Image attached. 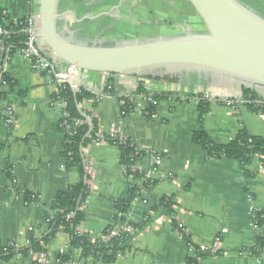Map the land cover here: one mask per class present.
I'll list each match as a JSON object with an SVG mask.
<instances>
[{
    "label": "crops",
    "instance_id": "0c3cea01",
    "mask_svg": "<svg viewBox=\"0 0 264 264\" xmlns=\"http://www.w3.org/2000/svg\"><path fill=\"white\" fill-rule=\"evenodd\" d=\"M237 1L255 13L251 0ZM38 10V0H0V11L6 12L14 24ZM58 13L59 30L81 42L92 41L93 36L103 33L126 42L205 32L202 21L185 0H60ZM258 16L264 19L263 0H258ZM184 23L186 31L180 28L178 34L173 32ZM163 26L173 33L155 31ZM3 70L16 87L2 103L9 111V118L6 114L4 118L10 119L13 126L10 128L0 118V171L10 167L15 183L0 174V243L13 242L25 248L28 233L40 238L47 232L48 219L56 214L52 210L56 196L79 184L80 175L63 165L60 108L50 103L56 90L49 78L34 71L18 52H6ZM137 83L136 77L85 72L80 87L96 98L84 100L79 108L97 121L99 135L132 141L138 151L146 154L136 169L155 182L140 188L122 229L155 217L152 211L160 200L173 198L169 215L157 217L138 233L114 264H185L186 259L196 258L194 248L210 253L198 260L200 264H264L262 257L249 253L258 235L252 214L264 210L260 158L254 157L248 167L249 176H245L237 161L209 159L193 142L199 130L217 145L228 144L241 131L264 142V116L246 109V88L216 86L211 79L196 76L146 80L143 87L150 95L171 94L157 103L155 118L150 119L145 115L144 99L131 96ZM108 85L117 97H129L133 104L130 114L123 115L116 97H105ZM253 92L264 99V89ZM197 95L209 98L202 123ZM82 155L89 194L81 206L85 218L77 233L96 239L113 224L117 215L114 202L124 200L130 186L140 187V182L124 175L119 151L111 144L92 141L82 149ZM26 197L37 200L27 202ZM217 239L216 252L211 253ZM69 242V236L59 232L44 246L43 253L16 255L0 264H101L92 258L84 260L79 250L69 249ZM68 252L69 260L60 263L59 256Z\"/></svg>",
    "mask_w": 264,
    "mask_h": 264
},
{
    "label": "trees",
    "instance_id": "16d2710c",
    "mask_svg": "<svg viewBox=\"0 0 264 264\" xmlns=\"http://www.w3.org/2000/svg\"><path fill=\"white\" fill-rule=\"evenodd\" d=\"M0 24L7 33L5 36L0 37V75L1 81L6 85L5 88L0 89V118L6 120L4 115L9 113V111L2 107V103L7 95L14 91L16 84L6 73L2 72L4 58L7 50H9V54H14L22 49V42L26 35L23 28L16 26L7 16H0ZM176 79L178 78H138L136 90L131 96L133 98L139 96L144 99L146 104L145 115L147 113L149 116L155 115L157 103L168 99L171 94L159 93L150 95L144 89L143 82L146 80L173 81ZM104 95L116 97V102L120 105V110L123 112L124 116L133 111V104L130 102L129 97H117L112 86L108 85ZM243 96L245 107L248 111L264 116V108L255 104V102L262 101L260 97L249 89H243ZM196 97L200 101L198 112L199 122L202 123L204 115L208 112V104L203 100L202 95H197ZM54 98L66 104L65 112L68 114V118L63 123V126L58 128L59 133L63 137V151L61 154L63 165L66 170L76 169L78 171L80 183L69 187L56 196L52 204V210H54L56 214L48 219V230L43 236L36 238L34 233H28V244L25 248H20L13 242L5 245L0 243V261L6 262L16 255H27L28 253L41 254L44 251V246L47 245L57 233L61 232L68 235L70 238L69 249L79 250L84 260L92 258L96 262H101V264H114L117 257L124 254L130 248L133 238L138 233H141L157 217L165 214L169 215V210L174 205L173 198L163 197L158 206L152 211L156 213L155 217L144 218L140 225H130L131 232L124 233L122 226L126 223V217L132 203L140 196V188H148L155 184V182L146 179L145 176L135 168L136 165L144 159L146 154L142 151H138L134 143L129 139L119 136L103 137L99 135L97 121L91 117L90 113L84 112L79 108L84 100L93 99L96 101V98L83 88H80L79 93L74 94L71 87L66 86L63 90H60L54 95ZM149 116L147 117L150 118ZM6 121H10L8 125L12 128V121L10 119ZM76 123H81V125L75 126ZM92 141H104L116 147L119 151V162L124 175L130 177L134 181L140 182V187H138L137 184L130 186L128 195L124 200L114 202L117 215L113 219V224L102 232L100 238L96 239L89 235H79L77 233V227L85 218L81 211V206L89 194L86 184L87 174L82 149ZM193 142L204 149L209 159L219 160L226 158L237 161L244 171L245 176H249L248 167L254 157L261 158L260 161L264 168V142L257 137L249 135L245 131H241L234 140L228 144L217 145L213 143L203 131L199 130L193 135ZM0 174L4 176V178L11 180L12 184L15 183L10 175V167L2 169ZM36 200V198L32 199L31 197H26L27 202ZM251 221L260 232L256 236L255 244L253 248L249 250V253L252 256L262 257L264 259V210L254 211ZM118 227L120 229L117 231L116 228ZM194 250L196 258L186 259L185 264H200L198 260L210 256L208 252H202L197 248H194ZM70 254L71 253L68 252L65 256L60 255L58 261L60 263L68 261Z\"/></svg>",
    "mask_w": 264,
    "mask_h": 264
},
{
    "label": "water",
    "instance_id": "95a60500",
    "mask_svg": "<svg viewBox=\"0 0 264 264\" xmlns=\"http://www.w3.org/2000/svg\"><path fill=\"white\" fill-rule=\"evenodd\" d=\"M185 1L202 21L203 34L126 42L76 41L58 28L60 0H38L35 33L59 63L77 69L71 82L74 94L79 93L85 72L153 79L196 76L221 87L264 89V19L237 0Z\"/></svg>",
    "mask_w": 264,
    "mask_h": 264
},
{
    "label": "built area",
    "instance_id": "2783aa9c",
    "mask_svg": "<svg viewBox=\"0 0 264 264\" xmlns=\"http://www.w3.org/2000/svg\"><path fill=\"white\" fill-rule=\"evenodd\" d=\"M0 16H6V12L0 11ZM15 25L18 27L23 28L24 33L26 35L24 41L22 42V49L18 52L21 56L30 63L32 69L36 72H43L49 78L50 84L55 88L56 95L60 90H63L66 86L71 87V82L74 78L77 77L78 71L73 66H68L62 63H59L49 49L44 45L42 40H40L35 30L39 26V12L36 14H31L27 18L23 20H19L15 22ZM7 33L3 30L0 24V37L5 36ZM9 53V50L6 51ZM4 73V70H2ZM5 83L1 81L0 75V89L5 88ZM106 98L112 99L110 95H105ZM197 100H199L197 98ZM204 101H209L207 96H203ZM262 101L255 102L258 106L264 108V99ZM51 104H56L60 108V121H59V128L63 126V123L68 118V114L65 112L66 104L64 102L58 101L54 98L50 101ZM227 104V103H226ZM146 116H149L147 113ZM151 119L155 118V115L149 116ZM10 121L7 123L9 124ZM81 123H76L75 126H79ZM260 158V157H258ZM261 159V158H260ZM136 168V167H135ZM254 229L256 230L257 234L260 232L259 229L255 227L252 223ZM124 233H130L131 229L126 227L122 229ZM219 244V240L217 239L214 242L212 249L210 250L211 253L216 252L217 246Z\"/></svg>",
    "mask_w": 264,
    "mask_h": 264
},
{
    "label": "rangeland",
    "instance_id": "374dc122",
    "mask_svg": "<svg viewBox=\"0 0 264 264\" xmlns=\"http://www.w3.org/2000/svg\"><path fill=\"white\" fill-rule=\"evenodd\" d=\"M250 2H251L250 4L255 9L254 10L255 13L258 15V0H251ZM185 24L186 23L180 25L179 28L174 29L173 32L175 31L174 33L178 34L179 32H181L180 28H182L184 31H186L188 29V27H185ZM74 28H77V27H74ZM201 28H203V31L205 30L204 26L203 27L201 26ZM155 31L158 32V33L160 32L162 35H169V34L173 33L169 29L168 26H163L162 28L155 29ZM76 32H78V35L81 34V31L77 30ZM185 33H188V32H185ZM74 35H76V34H74ZM108 39L109 40H116V42H123V40H125V39H111L107 34L103 33L102 35L93 36L92 41H89V42H108Z\"/></svg>",
    "mask_w": 264,
    "mask_h": 264
}]
</instances>
